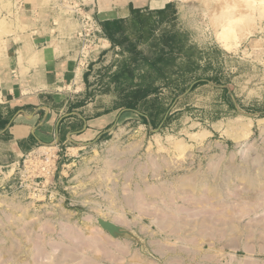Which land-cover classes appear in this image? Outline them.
<instances>
[{"label":"rangeland","instance_id":"obj_1","mask_svg":"<svg viewBox=\"0 0 264 264\" xmlns=\"http://www.w3.org/2000/svg\"><path fill=\"white\" fill-rule=\"evenodd\" d=\"M217 1L78 30L66 91L114 121L89 145L0 147V264H264V3Z\"/></svg>","mask_w":264,"mask_h":264},{"label":"crops","instance_id":"obj_2","mask_svg":"<svg viewBox=\"0 0 264 264\" xmlns=\"http://www.w3.org/2000/svg\"><path fill=\"white\" fill-rule=\"evenodd\" d=\"M60 1L0 0V147L11 158L41 145H89L114 121L110 113L92 115L90 105L79 104L77 91H66V83L79 72L76 34L82 25L76 11L72 17L77 14L78 19L70 21L59 13ZM72 1L103 29L131 13L163 10L169 3Z\"/></svg>","mask_w":264,"mask_h":264},{"label":"built area","instance_id":"obj_3","mask_svg":"<svg viewBox=\"0 0 264 264\" xmlns=\"http://www.w3.org/2000/svg\"><path fill=\"white\" fill-rule=\"evenodd\" d=\"M71 3V2H70ZM74 3H72L73 5ZM73 10H75L80 16L82 21L81 31L78 33L81 38L92 37L91 35L95 32V23L91 16L85 14L83 10H81L78 6H72Z\"/></svg>","mask_w":264,"mask_h":264},{"label":"bare ground","instance_id":"obj_4","mask_svg":"<svg viewBox=\"0 0 264 264\" xmlns=\"http://www.w3.org/2000/svg\"><path fill=\"white\" fill-rule=\"evenodd\" d=\"M261 2L262 3H264V0H261ZM225 3H232V4H234V3H238V4H240V0H219V1H217V3H216V5H215V8H216V10H218L219 9V11H222L221 10V8L223 7V5H225ZM67 5H69V3L67 4ZM221 7V8H220ZM215 8H214V10H215ZM223 9V8H222ZM219 11L217 12V14L219 13ZM216 12V11H215ZM215 12H213V13H215ZM212 13V15H217L216 13L215 14H213ZM211 15V16H212ZM229 26V25H228ZM231 27V26H230ZM229 27V28H230ZM227 30V29H226ZM233 30V29H232ZM229 31H230V29H229Z\"/></svg>","mask_w":264,"mask_h":264},{"label":"water","instance_id":"obj_5","mask_svg":"<svg viewBox=\"0 0 264 264\" xmlns=\"http://www.w3.org/2000/svg\"><path fill=\"white\" fill-rule=\"evenodd\" d=\"M99 222L104 228L108 229L112 234H115L116 232H118L117 228L113 224L109 222H105L101 219L99 220Z\"/></svg>","mask_w":264,"mask_h":264}]
</instances>
